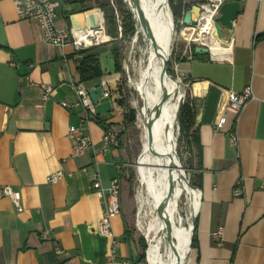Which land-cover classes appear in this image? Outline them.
Instances as JSON below:
<instances>
[{"label":"crops","instance_id":"obj_1","mask_svg":"<svg viewBox=\"0 0 264 264\" xmlns=\"http://www.w3.org/2000/svg\"><path fill=\"white\" fill-rule=\"evenodd\" d=\"M57 26L87 27L97 16V0H57ZM92 4V5H91ZM100 7V6H99ZM227 44L209 45L210 55L180 63L196 104L197 141L191 142L197 245L185 264H264V0H243ZM231 36V37H230ZM116 40V39H115ZM114 39L92 46L106 81L112 111L87 122L93 147L71 157L69 128L83 122V108L67 109L80 80L76 53L69 44L50 43L37 19H20L13 0H0V261L2 264H134L137 249L127 234L123 204L112 218L113 236L98 230L103 204L91 186L98 170L109 186L125 154L119 138L102 151L108 126H125L126 102L120 94L123 70L115 69ZM54 89L43 98L44 85ZM250 87L253 97L236 117L228 112L222 129L217 115L228 90ZM235 132L237 141L230 140ZM62 170L57 182L47 176ZM21 192L20 207L2 186ZM239 191V193H237ZM223 228L221 244L213 233ZM113 241L117 246L113 250ZM64 249L55 253V247ZM114 258L110 261V257ZM136 256V257H135Z\"/></svg>","mask_w":264,"mask_h":264},{"label":"bare ground","instance_id":"obj_2","mask_svg":"<svg viewBox=\"0 0 264 264\" xmlns=\"http://www.w3.org/2000/svg\"><path fill=\"white\" fill-rule=\"evenodd\" d=\"M126 1L134 14L136 23V34L131 39L132 50L131 48L130 50L133 55L137 53L136 49L139 51V59L135 69L137 75L134 79L131 77L132 80L129 81L140 96L138 120L142 129L144 147L138 176L140 184L138 194L139 225L147 237L149 249L155 258V264H177L178 260H182V264H185L186 246L188 255L191 250L190 240L193 227L191 218L196 216V211L189 217L188 229L184 231L182 236L176 233L174 240L163 243L158 235L162 227V219L156 206V196L163 169L170 167L175 170L174 163L178 135L176 113L181 94L178 92L172 77L164 71L165 59L169 58L171 52L174 31V23L169 12L171 9L168 0H139L138 4H136L135 0ZM213 14V9L206 5L200 14L196 28L187 25L181 30V35L188 39L205 43L215 23ZM97 17L101 20V13L97 12ZM142 17L148 21L150 30L147 31L144 28ZM90 22L91 18H89L88 24ZM88 31L95 36L93 41L96 40V34H98L97 39L99 41H107L109 39L103 31ZM223 37L227 38L225 34ZM130 58L129 55L128 60ZM168 77L171 78V91L169 92L167 91ZM177 82L180 83V81ZM179 86L181 87V85ZM163 103L166 104V110L161 108ZM173 176L176 189L187 187L189 192H193V188L184 179L181 170L175 171ZM196 193L197 191L195 190ZM195 194H192L189 198L190 203L194 202V200L196 201L197 195L195 196ZM196 205L198 211V204ZM187 230H190L188 238Z\"/></svg>","mask_w":264,"mask_h":264},{"label":"rangeland","instance_id":"obj_3","mask_svg":"<svg viewBox=\"0 0 264 264\" xmlns=\"http://www.w3.org/2000/svg\"><path fill=\"white\" fill-rule=\"evenodd\" d=\"M105 1L106 0H97L96 2L93 3V6L97 5V9H99L97 10V12H99V14L103 13V17L106 22V15H108V9L106 8L103 9L99 7V4L104 3ZM109 1L114 9L115 20L117 24V34L116 36L109 34L107 32V25H106V33H107L106 36L108 35L109 37H111V40L116 39L115 41L119 47L121 62L123 65V79H122V86L120 87L121 89L120 94L122 95V97L124 95V98L122 99H124V101L126 102V112L134 110L136 114V118L133 123H125L124 127L122 126L118 127L119 129H121L119 138L122 141L123 150L125 154L124 168L122 175L123 194H124L123 204L126 207L125 209L130 219V222H128V229L130 232L129 238L134 243L138 255H140L143 252L141 246V240L144 239L146 243V249H145L146 257L144 261L140 264H155L154 262L155 258L149 249V245H148L149 242L147 240V237L145 236L143 230L140 228L139 225L140 217L138 214L139 211L138 194L140 190L138 176H139L140 161L144 153V147L142 143V129L139 126V120H138L140 96L136 88L129 81L132 80V78L134 79L137 75L135 69L137 67V61L139 59V51L136 49L137 53L134 55L131 51L132 48L130 42L133 37L132 35L126 37L122 32V36H120L119 23L117 19L120 18V22L122 26L125 13L124 12L122 13L119 10V5L116 3L115 0H109ZM184 2L192 6L193 4H202L205 2V0H184ZM123 10L128 11L129 13L132 12L126 0H123ZM185 11L183 10L181 12V15L175 18L172 9L171 11L169 10L171 18L174 23V31L172 35V45H171V52L168 58V63H169L170 71L174 76V78L172 77V79L174 80L175 85L177 86L178 92L182 95L184 90L185 102H186V97L188 98V96H190L191 89L189 88L190 86V83L188 82L189 79H185L184 76L181 74L182 72L180 68V63H182L184 59L188 58L191 47L193 49L194 45H202L203 42L199 40L195 41L193 39H188L183 35H181V30L185 27L184 24L182 23V19ZM216 16L217 15L214 16V20ZM133 18L135 20L134 14H133ZM196 25L197 24L190 26L195 27ZM215 30L216 29L214 25L211 31L209 32L208 38L206 40L207 43L205 42L204 45L208 46V44L211 45L227 44L228 37L219 38ZM129 55L131 58L128 60ZM181 65L183 66V63ZM168 79L169 82H168L167 91L169 92L171 91V86H170L171 78L168 77ZM177 81H180L181 84ZM179 85H181L182 88ZM161 108L163 110H166L167 109L166 104L163 103L161 105ZM194 108H196L195 101H194ZM191 155H192L191 144L188 142V139L180 132L179 123H178V135H177V145H176V154H175L176 158L174 163L175 170H172L170 167H166L163 169L158 194L156 196L157 197L156 206L159 210L158 214L162 219V227L160 228L158 235L163 243H165L166 241L169 242L170 240H174L176 237V233H178V235L180 236L183 235L184 231L188 229L189 217L195 211L197 207L196 204H198L199 201L198 194L197 193L195 194V190L197 191L196 188H193L192 190L193 192H189L187 190V187L186 188L179 187L178 189L175 188V179L173 175L177 170H181L184 179L187 180L189 185H192L194 182L193 174H192ZM184 185L186 186V184ZM192 194H195V196L197 195L196 201L194 200V202L190 203L189 198L192 196ZM193 219H195V217L191 218V220ZM189 232L190 230H187L186 233L187 238ZM185 253H186V261H187V258L190 255V252L189 255L187 253V246L185 248ZM177 264H182V260H178Z\"/></svg>","mask_w":264,"mask_h":264},{"label":"built area","instance_id":"obj_4","mask_svg":"<svg viewBox=\"0 0 264 264\" xmlns=\"http://www.w3.org/2000/svg\"><path fill=\"white\" fill-rule=\"evenodd\" d=\"M227 1L234 0H205L204 3L199 4L201 10L208 5L214 11L213 17L219 15L220 6ZM243 1V0H238ZM16 12L20 19H37L40 21L41 26L45 32L47 40L57 47H64L71 44L76 51L91 48L92 46L104 43L106 41L96 40L93 41L94 35L88 31H103L106 35V22L101 13V20L95 15L96 23L99 28L93 29L91 25L88 28L82 29L70 28L61 29L57 26V16L60 8V3L57 0H13ZM202 12V11H201ZM200 17V16H199ZM198 17V22H199ZM119 23L120 36H122V26L120 18L117 19ZM183 23V22H182ZM108 36V35H107ZM107 41L111 40V37ZM205 43H202L204 45ZM209 46V45H208ZM193 49L190 48L188 59H193ZM180 78V77H179ZM100 85L103 87V94L110 96V89L106 81L102 80ZM53 87L50 84L44 85L43 98L47 99L53 92ZM89 87L83 82L78 81L75 85L76 99L72 102L61 101V105L67 109L74 107L83 108V122L78 125H72L69 128L68 137L71 140V157H80L84 155L87 150L93 147V138L88 132L86 122L94 115L97 114L95 104L93 103ZM253 97V92L250 87L245 88L242 92L228 90L225 99L221 105V109L217 115L215 128L222 129L225 124L228 112L233 113L236 117L241 113L247 102ZM186 101L194 106L193 98L186 97ZM121 129L115 126H106L102 136V151L105 152L109 145L117 142ZM230 140L233 144L237 141L235 132H231ZM122 175L123 168L119 167L117 174L111 179L109 186L105 187L102 183L101 176L98 170H95L91 176V186L99 196L103 204V214L99 221L98 230L105 234L113 236L112 218L117 215L121 210V191H122ZM63 171L58 170L47 176V181L54 183L61 179ZM198 189V188H196ZM2 192L5 196L11 197L17 207H20L21 192L14 189L12 185L5 184L2 186ZM239 193V191H237ZM213 237L221 244L223 237V228H219L213 233ZM117 246V241H113V250ZM64 249L60 246L55 247L56 254H62ZM110 261L114 258V254L110 257ZM128 264V263H124Z\"/></svg>","mask_w":264,"mask_h":264},{"label":"trees","instance_id":"obj_5","mask_svg":"<svg viewBox=\"0 0 264 264\" xmlns=\"http://www.w3.org/2000/svg\"><path fill=\"white\" fill-rule=\"evenodd\" d=\"M116 3L119 5V10L123 13H125L124 21L122 23V32L126 37L134 36L136 32V25L135 20L133 18V13H129L128 11L123 10V0H115ZM169 5L173 11L174 17L181 15V12L184 10H188L191 6L184 2V0H168ZM99 6L103 9H108V15H106V22H107V32L113 36H116L117 34V24L115 20V14L114 9L111 6V3L109 0H106L104 3H100ZM91 48H86L82 50L76 51L78 54H82L83 56L78 58L76 61L78 63V73L80 75V80L83 82H88L96 78L94 72L90 68V63H95L98 61V58L94 54H89L88 51ZM193 55L194 57H200L204 54H196L194 52V46H193ZM113 57L115 61V69L117 71L123 70V65L121 62L120 57V51L119 48H116L113 50ZM184 59L183 61H185ZM136 114L134 110H131L129 112L124 113V123H133L135 121ZM196 111L194 106L192 107L188 101L185 102L181 109L180 118H179V125H180V132L182 135H184L188 142L191 144V142L197 141V131H196ZM196 187V184L193 182V184ZM197 194H199V190L197 189ZM196 221H195V228L193 233V240L191 243L192 247H195L197 245V234H196ZM127 234L129 236L130 232L127 228ZM141 246L143 249V252L140 255H137L136 260L134 261V264H140L144 261L146 254V243L144 239L141 240ZM0 264L2 262L0 261Z\"/></svg>","mask_w":264,"mask_h":264},{"label":"water","instance_id":"obj_6","mask_svg":"<svg viewBox=\"0 0 264 264\" xmlns=\"http://www.w3.org/2000/svg\"><path fill=\"white\" fill-rule=\"evenodd\" d=\"M136 4L139 3V0H135ZM241 7V2L238 0L234 1H227L224 2L219 9V15L215 17V28H216V33L219 38L223 37V29H232L234 25V20L236 16L238 15ZM201 14V6L199 4H193L188 10L185 11L183 15L182 22L184 26L186 25H195L198 23V17ZM91 22L89 25L93 29L99 28V25L96 23V17L95 15H91ZM142 22L144 28L148 31L150 30L149 23L148 21L142 17ZM149 27V28H148ZM76 29H82L83 26H78L75 27ZM194 52L196 54H204V55H210L211 50L209 46L206 45H194ZM90 68L94 72L96 77H101L102 76V69L98 61L95 63H90ZM164 71L167 75L171 76L174 78L172 75L170 68H169V63L168 59H165L164 63ZM89 94L90 97L95 104L96 112L97 114H104L112 111V100L110 96H106L103 94V87L99 84L95 87H91L89 89ZM166 98V96H164ZM185 104V93H182L179 98V103H178V108H177V113H176V118L179 123V118H180V113L183 105ZM202 108L199 109V111L196 114V122L200 120L201 114H202ZM180 128V125H179ZM192 188H196L194 185H190ZM193 227H192V235H191V240H190V248L192 240H193V233H194V228H195V219H193Z\"/></svg>","mask_w":264,"mask_h":264}]
</instances>
